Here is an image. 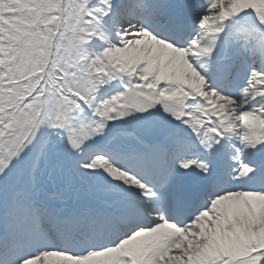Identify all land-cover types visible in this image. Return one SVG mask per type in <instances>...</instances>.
<instances>
[{"label": "snow or ice", "instance_id": "snow-or-ice-1", "mask_svg": "<svg viewBox=\"0 0 264 264\" xmlns=\"http://www.w3.org/2000/svg\"><path fill=\"white\" fill-rule=\"evenodd\" d=\"M0 264H264V0H0Z\"/></svg>", "mask_w": 264, "mask_h": 264}]
</instances>
